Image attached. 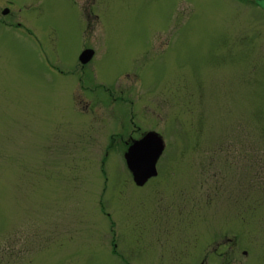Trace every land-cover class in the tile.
Instances as JSON below:
<instances>
[{
  "label": "rangeland",
  "instance_id": "374dc122",
  "mask_svg": "<svg viewBox=\"0 0 264 264\" xmlns=\"http://www.w3.org/2000/svg\"><path fill=\"white\" fill-rule=\"evenodd\" d=\"M0 264H264V0H0Z\"/></svg>",
  "mask_w": 264,
  "mask_h": 264
},
{
  "label": "water",
  "instance_id": "95a60500",
  "mask_svg": "<svg viewBox=\"0 0 264 264\" xmlns=\"http://www.w3.org/2000/svg\"><path fill=\"white\" fill-rule=\"evenodd\" d=\"M92 55V50H85L80 56L81 62L87 63ZM163 148L162 140L153 132L145 134L142 139L135 141L129 147L125 159L137 184L142 185L157 174L156 161L160 157Z\"/></svg>",
  "mask_w": 264,
  "mask_h": 264
}]
</instances>
